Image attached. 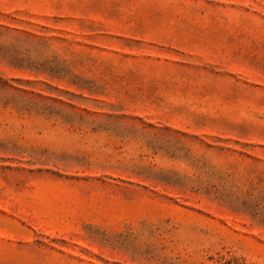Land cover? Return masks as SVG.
I'll use <instances>...</instances> for the list:
<instances>
[{
	"label": "rangeland",
	"instance_id": "obj_1",
	"mask_svg": "<svg viewBox=\"0 0 264 264\" xmlns=\"http://www.w3.org/2000/svg\"><path fill=\"white\" fill-rule=\"evenodd\" d=\"M0 264H264V0H0Z\"/></svg>",
	"mask_w": 264,
	"mask_h": 264
}]
</instances>
